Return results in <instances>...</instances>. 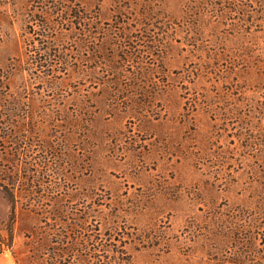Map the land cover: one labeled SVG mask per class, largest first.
Wrapping results in <instances>:
<instances>
[{
  "label": "rangeland",
  "instance_id": "obj_1",
  "mask_svg": "<svg viewBox=\"0 0 264 264\" xmlns=\"http://www.w3.org/2000/svg\"><path fill=\"white\" fill-rule=\"evenodd\" d=\"M45 2L0 0V264H264V0Z\"/></svg>",
  "mask_w": 264,
  "mask_h": 264
},
{
  "label": "trees",
  "instance_id": "obj_2",
  "mask_svg": "<svg viewBox=\"0 0 264 264\" xmlns=\"http://www.w3.org/2000/svg\"><path fill=\"white\" fill-rule=\"evenodd\" d=\"M46 5H50L53 4V8L54 11L49 12L46 11V15H50L56 18H60L61 20H68L70 22H79V23H87V22H91L92 20H94V16H90L89 13H87L84 9H81L80 11H77V9H74L71 7H68L67 11H63L62 9H60V5L62 3H55L54 1H49V0H45ZM46 17V16H45ZM122 17V16H121ZM36 15H31V22H36ZM37 23V22H36ZM31 32H35L32 31L33 29H30ZM41 32V33H40ZM32 34V33H30ZM37 36L41 37L40 39H35L34 37ZM54 37H56V33L54 31V26L51 25V20L46 18V21L42 22L39 31H36V33H33V35L29 38L26 39V45L28 47V52H32L33 50H35V43L36 40L39 41V44H41L42 46V51L44 52V58L40 59L41 65L42 64H47V59L51 58V51H52V45H54ZM2 82V81H0ZM4 192L6 194V196L8 197L9 201L11 202V204L14 205L15 207V203H16V195H15V191L13 187L10 186H3Z\"/></svg>",
  "mask_w": 264,
  "mask_h": 264
}]
</instances>
